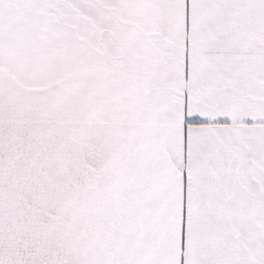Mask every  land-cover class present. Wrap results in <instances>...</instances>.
<instances>
[{"label":"snow or ice","instance_id":"obj_1","mask_svg":"<svg viewBox=\"0 0 264 264\" xmlns=\"http://www.w3.org/2000/svg\"><path fill=\"white\" fill-rule=\"evenodd\" d=\"M0 264H264V0H0Z\"/></svg>","mask_w":264,"mask_h":264}]
</instances>
